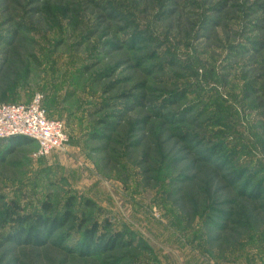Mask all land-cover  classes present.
<instances>
[{"label": "rangeland", "instance_id": "1", "mask_svg": "<svg viewBox=\"0 0 264 264\" xmlns=\"http://www.w3.org/2000/svg\"><path fill=\"white\" fill-rule=\"evenodd\" d=\"M3 57L0 100L40 94L67 142L38 159L30 141H0V264H264V195L226 178L264 180V91L247 90H264V0H0ZM208 137L225 169L205 163ZM69 201L64 227L15 240ZM239 201L257 226L233 224ZM92 224L113 251L85 248Z\"/></svg>", "mask_w": 264, "mask_h": 264}, {"label": "trees", "instance_id": "2", "mask_svg": "<svg viewBox=\"0 0 264 264\" xmlns=\"http://www.w3.org/2000/svg\"><path fill=\"white\" fill-rule=\"evenodd\" d=\"M6 46H9V45H6ZM244 52H246V51H244ZM245 54H247V53H245ZM4 64H5L4 57H3V59L0 58V72H1V69L3 68ZM169 65L170 66H176L173 62L169 63ZM249 85L250 86L247 88V90L249 92H254V91H259L260 92L261 91L260 89L256 88L257 82L253 81V82H251V84L249 83ZM263 91L264 90H262L261 92H263ZM183 92L182 91L179 92L178 93L179 95H178V97H176V99L182 100L183 98H185V95H184ZM173 94L176 95L177 93L175 92V93L169 94L167 98H171V96H174ZM260 97L261 98L264 97V92L261 93ZM165 98L163 100H165ZM227 100H228V98H227ZM174 101L175 100L172 99V101H169L168 104L169 105H173L175 103ZM211 102H212V100L210 101V103ZM3 103H12V102H9V101L2 102L0 100V104H3ZM198 104L199 103H194L193 106L196 107V106H198ZM209 106L211 108L212 107L213 108L217 107L213 103H211V105H209ZM227 106L230 107L228 104H227ZM215 111H218V110L215 109ZM228 115H230L229 112H228ZM210 123H212V121H210ZM213 124L215 126H219L217 123H213ZM236 125L238 126L237 123H236ZM236 125L233 124V123H230V124L228 123V128H235L234 126H236ZM246 130H247L248 134L251 133V132H249V129H246ZM233 131H234V129H233ZM241 136L242 135L237 131V138L240 139ZM212 139H213L212 137H208L205 140V143H207V145L210 146V148L205 151L206 155H204L203 159L206 160L205 163L207 165H211L212 168H214L217 171H219L221 169H225V166L229 165L231 162L229 160L226 161L225 157L222 156V153L224 152V149H225L223 147L224 145L219 144V143H215L213 141L214 139L213 140ZM236 142H238V143L236 144L235 148L236 149L237 148H241L242 143L240 142V140H238ZM255 144L257 145V141H255ZM229 145H231V144H229ZM252 148L255 149L253 144H250L247 147H243L242 151H244L245 153H249V152H251L250 149H252ZM220 162H222V163H220ZM219 163H220V166L218 165ZM260 168L264 170V167H260ZM256 169L251 171L252 168H243V167L242 168H238V170H239L238 173H233L232 177H231V175L226 177L228 179L229 183L235 182V184L233 183L234 185H236L237 183L241 182L242 179L244 181V178L246 177L247 179L243 182L244 184L242 185V188L244 187L245 191L241 192L240 197H242V198H244L246 200L252 201V202H254L255 200H258L259 198H261L264 195V180L263 179L262 180L257 179L258 178L257 177L258 173L255 172ZM234 176H236V177L234 178ZM255 179H257L258 181H256L254 186L251 185L252 187H249V185ZM234 208H235V210H234L233 216L232 215H230V216H232L234 218V221H233L234 223L233 224H235L239 229L240 228L244 229L245 227H249L252 224H253V226L254 225L255 226L258 225V222H255V220H254V218L257 217V216L255 215L256 211L254 210L253 207L252 208L248 207L245 202L239 201L238 203L234 204ZM43 210L45 212H50V207L45 205L43 207ZM72 218H73V215H72V202L69 201L66 204V209H65L64 214H63V216L61 218H59V219L55 218L52 221H47V220H44L43 218L37 216L35 219H33V226L28 231H21L20 233H18V235L15 238V240H18L21 244H25L26 241H23L24 238L27 237L29 239H33L34 237L40 236V235H42L44 233L46 234L47 230H50L51 233L54 232V231H58L60 228L64 227L68 222H70ZM29 220H31V219L28 218V219L25 220V222H27ZM101 233H102V235H100L99 226L97 224H92L90 226V229H85L83 231V242L86 244L85 248H88L89 250L95 249V250L100 251V252L101 251L102 252H111V251H113L114 248L117 246V244H119L118 243L119 239L117 238L116 235L113 238H108L107 237L108 235L105 233L104 230ZM105 238H108V239L105 240ZM104 240H105V242L103 243ZM80 249H82V248H80ZM83 254H85L84 251H82V253L78 252V255H83Z\"/></svg>", "mask_w": 264, "mask_h": 264}, {"label": "built area", "instance_id": "3", "mask_svg": "<svg viewBox=\"0 0 264 264\" xmlns=\"http://www.w3.org/2000/svg\"><path fill=\"white\" fill-rule=\"evenodd\" d=\"M13 138L36 144L38 159L62 150L67 142L62 124L47 118L40 94L28 104H0V141Z\"/></svg>", "mask_w": 264, "mask_h": 264}, {"label": "crops", "instance_id": "4", "mask_svg": "<svg viewBox=\"0 0 264 264\" xmlns=\"http://www.w3.org/2000/svg\"><path fill=\"white\" fill-rule=\"evenodd\" d=\"M256 87H257L258 89L261 88V87H259V84H258ZM260 90H263V89H260ZM263 99H264V97H263ZM238 128H239V129H237V130H238L239 132H243V134H247V130L244 131L243 129H241L240 125H238ZM241 130H242V131H241ZM249 132L252 133V132H254V131H253L252 129H251V130L249 129ZM240 134H241V133H240ZM257 147H258V145L255 146V148H257ZM254 151H255V150H254ZM255 154H256V152H255ZM255 262H256V261H255ZM256 264H261V263H256Z\"/></svg>", "mask_w": 264, "mask_h": 264}]
</instances>
